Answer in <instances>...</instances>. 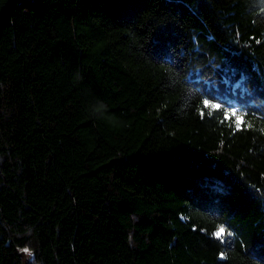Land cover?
Here are the masks:
<instances>
[{"label": "trees", "instance_id": "1", "mask_svg": "<svg viewBox=\"0 0 264 264\" xmlns=\"http://www.w3.org/2000/svg\"><path fill=\"white\" fill-rule=\"evenodd\" d=\"M0 264H264V3L0 0Z\"/></svg>", "mask_w": 264, "mask_h": 264}, {"label": "snow or ice", "instance_id": "2", "mask_svg": "<svg viewBox=\"0 0 264 264\" xmlns=\"http://www.w3.org/2000/svg\"><path fill=\"white\" fill-rule=\"evenodd\" d=\"M261 2L264 3V0H261ZM203 103H204L205 107L209 106V100L208 99H205L203 101ZM211 107L213 109H219L220 105L219 104H212ZM232 115L236 116V124H235V126H236L237 129H239L240 126H241V123L243 122V117H242V115H237V111L236 110H232ZM225 235H226V229L224 228V226H220L218 228V230L215 231V233H214V236L217 237V238H223ZM23 251L25 253L29 252L28 249H23Z\"/></svg>", "mask_w": 264, "mask_h": 264}, {"label": "rangeland", "instance_id": "3", "mask_svg": "<svg viewBox=\"0 0 264 264\" xmlns=\"http://www.w3.org/2000/svg\"><path fill=\"white\" fill-rule=\"evenodd\" d=\"M230 110H235V107L231 106V107H230ZM218 228H219V227H218ZM218 228H217L215 231H217ZM214 233H215V232H214ZM29 255H30V252L25 253L24 251H21V253H20V256H21L23 259H25V258L28 257Z\"/></svg>", "mask_w": 264, "mask_h": 264}]
</instances>
